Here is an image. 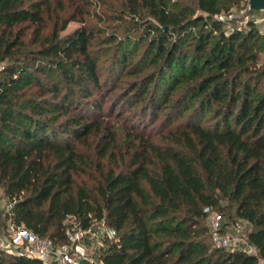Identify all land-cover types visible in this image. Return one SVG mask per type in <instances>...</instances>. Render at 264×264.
<instances>
[{"label": "trees", "instance_id": "1", "mask_svg": "<svg viewBox=\"0 0 264 264\" xmlns=\"http://www.w3.org/2000/svg\"><path fill=\"white\" fill-rule=\"evenodd\" d=\"M189 1L121 0L117 19L131 24L104 38L103 70L101 27L61 35L75 17H53L51 0H0V190L13 226L62 242L68 217L103 221L116 232L103 264L264 259V35L217 19L247 0ZM222 201L253 227L258 256L213 244L203 209ZM0 264L41 262L0 250Z\"/></svg>", "mask_w": 264, "mask_h": 264}, {"label": "rangeland", "instance_id": "2", "mask_svg": "<svg viewBox=\"0 0 264 264\" xmlns=\"http://www.w3.org/2000/svg\"><path fill=\"white\" fill-rule=\"evenodd\" d=\"M74 1V0H73ZM79 2H72L70 0H63L64 9L60 6L58 9L56 6L57 0H51L52 2V9L55 8L53 12V17L57 14L59 17H62L63 22L65 23L66 19H70V17H75L73 20L66 21V26L63 31H61V35H65L71 31H73L75 28L79 27L82 24V21L89 24L90 26L95 27H101L104 30V33L101 34L99 37V40L94 41V47L97 49L99 54H101V59L99 62V65H101L103 70L109 69V63L112 59V48L110 45L105 43V37L109 33L117 32L118 34H121L124 28H126L128 25L131 24V21L128 20V18H119L117 17L121 14V0H91L88 2V5H84L85 1L78 0ZM175 0H171L173 2ZM248 1H246V4L243 6V3L240 4V6H232L230 9V13L224 12L225 14L218 16L217 19L224 21L223 28L231 29L232 27H236L239 29H245L248 21H253L255 18L264 16V10L261 11H249L248 9ZM180 3H183L187 6H194V1L189 0H179ZM82 7L84 10L83 13L78 11L79 7ZM103 17L105 20L102 21L99 18ZM51 18L47 19V32L49 33L51 31ZM144 26L141 27L140 30H137L132 33L133 41L135 43L139 44V38L141 37L143 33ZM261 34L264 35L263 32L259 30ZM145 46V42H141L140 47ZM264 58V54L262 55V58ZM1 69V65H0ZM127 79H132V77H127ZM172 102V97L169 100L168 105ZM108 108V104L105 103L102 106V110L106 111ZM164 110H162L159 113V116L163 115ZM163 112V113H162ZM119 122L117 120L116 116H113L111 118V122ZM8 204L6 199L3 197L2 192L0 190V250L6 251L7 253L12 254L15 250L13 248L7 247L6 242L9 239V235L11 232V227L13 226L10 223V220L5 217V213L8 209ZM222 208V209H221ZM221 208L220 209H214V211H217L223 215L222 219V227L225 229L226 234L237 236L240 238L239 246L245 247V243L247 242V234L253 229V227L245 222L241 221L239 219H236L234 215V207L228 206L227 202L222 201L221 202ZM92 253L95 255H98L102 252V250H99L98 247H90Z\"/></svg>", "mask_w": 264, "mask_h": 264}, {"label": "built area", "instance_id": "3", "mask_svg": "<svg viewBox=\"0 0 264 264\" xmlns=\"http://www.w3.org/2000/svg\"><path fill=\"white\" fill-rule=\"evenodd\" d=\"M253 22L264 33V16L255 18ZM203 211L215 246L229 250L242 249L248 254L258 256L256 249L248 242H244L246 246L241 247L238 244L240 238L223 231L221 213L210 207H205ZM64 224L62 242L40 237L23 226H12L6 245L15 250L13 254L37 259L41 264H103L101 253L95 255L90 247L102 250L105 241L116 236L115 230L107 227L103 221L82 226L72 217H68ZM258 264H264V259L258 257Z\"/></svg>", "mask_w": 264, "mask_h": 264}, {"label": "water", "instance_id": "4", "mask_svg": "<svg viewBox=\"0 0 264 264\" xmlns=\"http://www.w3.org/2000/svg\"><path fill=\"white\" fill-rule=\"evenodd\" d=\"M248 8L254 11L264 10V0H249Z\"/></svg>", "mask_w": 264, "mask_h": 264}]
</instances>
